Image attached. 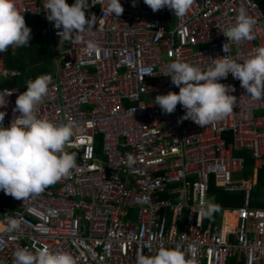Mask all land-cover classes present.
<instances>
[{"label": "built area", "instance_id": "obj_1", "mask_svg": "<svg viewBox=\"0 0 264 264\" xmlns=\"http://www.w3.org/2000/svg\"><path fill=\"white\" fill-rule=\"evenodd\" d=\"M15 2L31 29L24 46H30L37 28L59 47L66 43L37 115L55 124L69 118L76 122L65 151L75 155L77 168L25 200L0 191L5 201L0 204V264H13L17 247L35 252L45 245L71 253L75 264H137L139 254L161 247L179 249L187 264H264V207L251 199L264 170V98L247 96L229 74L220 83L235 88L230 94L237 103L212 125L180 122L185 110L179 104L171 114L154 104L157 95L179 92L167 76L170 62L180 59L207 69L211 59L229 55L242 61L264 46L260 2L194 0L188 14L172 25L168 8L153 12L143 0H135V6L133 0H120L124 11L119 16L110 15L103 0H88L86 11L99 9L96 24L71 40L61 39L62 29L47 20L45 0ZM241 7L256 24L253 39L237 44L222 30L235 23ZM39 18L44 23L36 28L31 22ZM89 42L97 46L90 54ZM7 52L0 53V83L22 75L5 64ZM22 92L1 88L0 93H12L0 108L3 126L20 115L14 109ZM243 150L252 153L254 177L237 181L234 175L245 171L246 158L236 152ZM127 154L135 159L132 167ZM212 183L244 192L243 205L219 207L220 222L215 220L219 211L208 218L199 207L202 198L211 200ZM233 212L236 225H226L227 213ZM6 217L19 219L20 229L7 231Z\"/></svg>", "mask_w": 264, "mask_h": 264}, {"label": "clouds", "instance_id": "obj_2", "mask_svg": "<svg viewBox=\"0 0 264 264\" xmlns=\"http://www.w3.org/2000/svg\"><path fill=\"white\" fill-rule=\"evenodd\" d=\"M153 12L164 9L172 11L177 18H184L192 8L194 0H143ZM108 12L119 16L124 9L120 0H103ZM135 6V0H133ZM88 0H45L47 20L54 23L61 39L71 40L74 34L90 31L96 24L95 15L86 17ZM255 18L244 7L238 10L235 23L222 30L228 41L239 44L253 39ZM31 29L24 15L16 7L15 0H0V53L11 46L29 44ZM224 51L228 53V49ZM96 44L89 42L87 51H96ZM207 69L177 59L168 64V75L179 92L157 95L155 103L166 114L175 112L179 104L185 111L180 118L191 120L207 127L226 118L233 112L237 98L231 95L235 88L220 83L229 74L240 81L247 96L253 100L264 98V46L256 47L247 58L237 61L229 55L211 59ZM49 75H40L27 81L26 90L18 95L14 111L19 112L9 126H3L4 111H0V191L15 199L25 200L42 193L45 188L71 174L77 168L74 154L65 151L66 145L75 135L76 122L71 118L63 124H55L37 115L39 103L49 93ZM12 93H0V108H4ZM129 167L135 164L127 154ZM202 215L211 218L219 207L211 200L201 199ZM56 215L55 210H50ZM7 231L20 229L21 221L7 218ZM13 264H75L71 253L50 251L45 245L35 252L26 247H17L13 252ZM137 264H187L185 254L176 248H159L154 254L137 256Z\"/></svg>", "mask_w": 264, "mask_h": 264}, {"label": "trees", "instance_id": "obj_3", "mask_svg": "<svg viewBox=\"0 0 264 264\" xmlns=\"http://www.w3.org/2000/svg\"><path fill=\"white\" fill-rule=\"evenodd\" d=\"M262 6H264V0H258ZM73 0H68L71 4ZM99 9H92L86 11V17L94 14L95 19L98 15ZM174 14L171 11L170 17ZM44 19H35L32 24L36 26L43 25ZM57 60V56L54 51L53 43L49 38L44 37L41 31L37 28L32 34V42L30 46H24L17 50H9L5 56V63L10 68L20 69L22 75L7 79L0 83V90L3 87H19L22 91H25L27 81L31 78H36L40 75H50L54 70V65ZM230 133H226V137L229 139ZM103 136L97 137V150L102 154L103 151ZM237 155H244L247 159L245 165L246 179H253L255 163L252 153L248 150L238 151ZM264 188V170L260 172L259 176V189ZM244 192L242 191H226L223 188L217 187L212 183L210 189L211 201L219 207L235 208L243 203ZM253 205H259L264 207V203L253 201ZM236 213H227L226 225H236Z\"/></svg>", "mask_w": 264, "mask_h": 264}, {"label": "crops", "instance_id": "obj_4", "mask_svg": "<svg viewBox=\"0 0 264 264\" xmlns=\"http://www.w3.org/2000/svg\"><path fill=\"white\" fill-rule=\"evenodd\" d=\"M261 4V3H260ZM262 5V4H261ZM264 7V6H263ZM170 14H171V10H170V12H169V15H168V18H167V20H168V22H171L172 23V25L175 23V20H176V16L175 15H173L172 17H170ZM33 22V21H32ZM31 22V23H32ZM43 35V34H42ZM44 36V35H43ZM44 37H47V38H49L50 39V41L53 43V42H55L54 41V39L53 38H51V37H49V36H44ZM54 46V45H53ZM57 46H58V44H57ZM54 51H55V54H56V56H57V54H58V50H57V48H55V46H54ZM6 64V63H5ZM56 69H57V60H56V62H55V65H54V70H53V72L51 73V74H54L55 72H56ZM50 74V75H51ZM229 141H231V138H229L228 139ZM237 153V152H236ZM237 155V154H236ZM242 156H244V155H242ZM245 157V156H244ZM246 158V157H245ZM246 161H247V159H246ZM246 165V164H245ZM244 173H245V171H244ZM255 193V191H253V194ZM252 194V197H251V199L254 201H257V203L258 202H261V203H264V200L263 201H261L259 198H254V195ZM169 195H166V198L168 197ZM5 201H0V204H2V203H4ZM243 203H244V197H243ZM243 203L242 204H240V205H243ZM239 205V206H240ZM253 205V204H252ZM255 206H258V207H261V206H259V205H255ZM219 207V206H218ZM219 213H221V216L223 215V211L222 210H220L219 211ZM218 216V215H217ZM221 216H220V219L219 220H216V222H220V220H221ZM217 218V217H216ZM238 264H244V261H239L238 262Z\"/></svg>", "mask_w": 264, "mask_h": 264}, {"label": "rangeland", "instance_id": "obj_5", "mask_svg": "<svg viewBox=\"0 0 264 264\" xmlns=\"http://www.w3.org/2000/svg\"><path fill=\"white\" fill-rule=\"evenodd\" d=\"M53 45L59 51V48L66 46V43H62V45L60 47L57 46L56 42H53ZM245 177L246 176H245V173L243 171L234 175V179L237 181H241V180L245 179ZM253 195H254V198H259L261 201H263L264 200V188H263V186H262V189L261 188L259 189V185H258V187L255 189V193ZM220 216H221V213L218 214L216 220H219Z\"/></svg>", "mask_w": 264, "mask_h": 264}, {"label": "bare ground", "instance_id": "obj_6", "mask_svg": "<svg viewBox=\"0 0 264 264\" xmlns=\"http://www.w3.org/2000/svg\"><path fill=\"white\" fill-rule=\"evenodd\" d=\"M2 227V225L0 224V228Z\"/></svg>", "mask_w": 264, "mask_h": 264}]
</instances>
